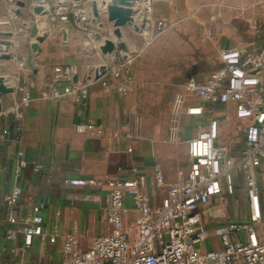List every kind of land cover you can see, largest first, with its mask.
I'll use <instances>...</instances> for the list:
<instances>
[{
    "label": "crops",
    "instance_id": "1",
    "mask_svg": "<svg viewBox=\"0 0 264 264\" xmlns=\"http://www.w3.org/2000/svg\"><path fill=\"white\" fill-rule=\"evenodd\" d=\"M9 1L0 0V32L7 31L5 33L10 34L6 38L10 45L3 46L5 49L0 46V53L11 54L10 60H0V76L5 77L6 86L14 88L13 93L3 95L0 99L3 107L0 114V264L15 263L16 256L5 253L4 249L17 246L21 242V237L13 241L6 239V231L10 227L9 219L14 217L20 220L30 215L32 207L38 203L43 202L47 205L44 215L48 228L55 223L56 212L58 210L61 212L62 234L70 231L74 220L82 228H88L93 235L106 232L105 210L101 201L96 199L101 192L92 187L66 186L63 184L66 178L108 180L128 177L129 170L137 167L148 178L153 196L159 200L163 192L154 181L156 172L159 171L162 177L165 172L166 176L164 167L173 162L171 158L165 157L168 154L161 151L179 142L184 143L186 147L187 140L197 134L194 130L187 131L188 124L184 125V120L181 118L178 141L168 145L162 144V125L166 123L167 113L179 111L183 103L190 105L197 100L194 104L203 107L201 118L205 113L213 112V116L202 119L199 123L194 122L195 127L197 124L206 125L210 118L219 119L221 125L222 119L216 116L219 108L226 111V119L236 120L243 123V127L245 126V121L236 119L233 105L203 104L197 96L186 92L185 84L174 87L167 78L164 83L167 87L165 103L162 107L165 111L162 112L161 109L159 112L160 116L162 115V122L160 121L158 127H144V118L151 116L150 108L148 115L147 104L155 105L162 100V94L158 97L155 95L156 85L140 79L136 75L135 67L133 73L136 82L144 84V88L147 85V90L143 93L141 91L144 88H139L136 84L126 95H119L111 87L108 74L95 79V70L101 65V61L97 60V57H100L99 52L98 55H93V52L103 48L108 39L116 41L111 35L114 27L106 17L107 7L103 5V2L108 3L109 0H100L99 16L95 24L92 23V9L88 5L90 0L82 4H76L72 0H46V4H43L48 7L50 14L45 16L34 13L33 7L37 4V0H15L14 2L24 3L19 15L15 13L19 7ZM112 1L116 2V0ZM145 1L134 0V4L129 6V9L134 15L137 13L140 15ZM160 3H162L160 6L165 4L166 9L170 8L169 12L172 11L170 19L166 20L168 28L162 33L160 42L168 39L169 42L174 43L173 59L177 61L191 59L194 49L198 46L200 25L203 26L206 22L196 17V10L184 14L187 9L183 5L180 6L176 0H161ZM157 4L154 3L153 14ZM10 11L14 12L13 16ZM73 11H77L80 17L83 15L87 17L82 26L74 21ZM252 14L257 16L253 19H258L264 27V8H255ZM62 16H68L70 20H62ZM224 17L226 19H223L221 25L216 24L214 31L216 39L210 42L217 60L224 49L260 42L261 38L257 37L250 28L253 19L248 26L244 22L243 27H239L237 32L233 29L237 20H231L232 17L227 13ZM18 22L28 23L31 34L30 32L25 34L21 28H18ZM178 25V29L172 30ZM85 26L88 29L83 28ZM130 26L131 24L121 29L125 44L130 42L133 36ZM44 29L47 30L48 35L39 45L40 51L35 53L31 45ZM240 30L244 31L245 35L241 34ZM63 33H66V40L63 39ZM85 41H91L95 45L87 48ZM183 43L188 44L192 49L191 55L183 56L184 54L179 53L181 49L177 50V44L182 46ZM220 66L221 60L219 65L212 69L205 72L197 71L195 80L204 82L209 74ZM56 68H61L64 72L74 70V77L78 78L76 84L88 85L87 96L83 97L80 92L64 94L66 87L76 84L65 79L64 74L55 72ZM20 88L34 99L27 106L22 107L20 114L16 116L10 112V109L20 102L24 94ZM54 89L62 95L53 97ZM183 89L186 96L181 94ZM42 93L47 95L42 97ZM147 124L151 125V121ZM232 124L230 129L234 132L235 123ZM79 125L84 127L83 132L77 131ZM135 128H138L139 138H128L126 135L133 133ZM98 130L102 131V135L94 136ZM222 143L228 147L233 156H238L245 146L244 136L238 150L230 143ZM19 152H23V158L29 162V166L21 170L18 167ZM33 162L42 165L41 172H34L31 165ZM186 169L181 168L176 172L174 170L175 174L172 172L167 178L163 177L167 180L164 183L175 182L178 172ZM235 180L237 189L234 196L223 193L211 199L199 210L208 231L207 238L200 247L202 251L221 248L215 233L218 226L230 221L246 222L248 219L247 197L241 171L235 172ZM14 186L22 189V195L19 203L10 207L5 203L4 197ZM156 190L159 191V196H156L154 192ZM224 196L229 200H223ZM210 240H213L214 244L208 247L207 241ZM59 246L60 244L54 246L46 240L35 239L31 250L24 258L25 264H59Z\"/></svg>",
    "mask_w": 264,
    "mask_h": 264
},
{
    "label": "built area",
    "instance_id": "2",
    "mask_svg": "<svg viewBox=\"0 0 264 264\" xmlns=\"http://www.w3.org/2000/svg\"><path fill=\"white\" fill-rule=\"evenodd\" d=\"M156 1L161 0H146L140 12L144 15L142 25L146 30L151 27ZM68 18L61 17L64 21ZM86 20L83 15L77 24L82 26ZM167 28L165 20L156 22V30L160 34ZM250 28L261 38L260 42L222 50L221 66L213 70L204 82L196 81V74L185 82L186 92L197 96L203 104L233 105L236 119L246 121L245 146L240 154H230L228 147L221 142L220 120L210 118L206 125L198 126L196 136L187 140L189 165L186 170L178 172L176 181L165 184L161 173L156 172V185L163 192L159 200L153 196L148 178L137 167L129 170L128 177L108 180L66 178L63 180L66 186L92 187L101 192L96 199L101 201L105 210L106 232L93 235L74 220L70 231L62 234L61 212H56L55 223L48 228L44 215L47 205L38 203L32 207L30 215L20 220L9 219L6 239L13 241L21 237L19 245L4 249L5 253L16 256L14 264H25L24 258L35 239L46 240L54 246L60 244L59 264H264L259 183L260 179L264 183V27L255 18ZM112 55L113 63L106 65L105 75L110 76L111 87L119 95H126L138 84L133 73L135 57L122 50ZM55 72L64 74L70 82L75 75L74 70L64 72L61 68H56ZM138 86L144 88L142 83ZM87 88V84L72 85L64 89V94L80 92L86 97ZM20 91L24 92V89L20 88ZM46 95L42 93V97ZM60 95L56 89L53 90V97ZM32 99L29 93L24 92L10 112L18 116L20 109ZM190 113L201 116L203 107L195 106ZM182 114L174 113L169 118L168 143L178 141ZM77 131L83 132L84 127L79 125ZM101 135V130L94 133V136ZM126 136L139 138L138 128ZM18 155L19 169L27 168L29 162L23 158V152ZM31 165L34 172L42 171L41 164L33 162ZM236 171L242 172L248 219L218 226L215 233L221 248L202 251L200 247L208 231L199 210L223 193L235 195ZM21 195L22 189L14 186L4 201L13 207L19 203Z\"/></svg>",
    "mask_w": 264,
    "mask_h": 264
},
{
    "label": "rangeland",
    "instance_id": "3",
    "mask_svg": "<svg viewBox=\"0 0 264 264\" xmlns=\"http://www.w3.org/2000/svg\"><path fill=\"white\" fill-rule=\"evenodd\" d=\"M43 1H44L43 3L46 4L45 2L46 0H43ZM95 1L98 3V5L101 2L100 0H95ZM160 2L161 1L155 2L158 4L155 7L156 10L154 14L152 13L151 22H150L151 27H149V29L147 30L144 29L143 27L141 29V24H142L144 15L142 13L140 15L138 13L136 15H134V13L132 14L131 19L134 23H133V26L131 25L129 27L133 32L132 33L133 36L130 42L125 44L122 39L123 37L116 38V36H114L113 32L111 31L112 37L116 39L115 41L116 45L120 43L125 45L124 46L125 49H120V50L125 51V52H130L135 57L133 67H135L136 75L140 79L156 85L155 95L157 97L160 94L163 95L160 103H156L155 105L153 104L151 106H150V103L147 104L148 105L147 107L148 115H149V108H150L151 116H149L150 118H147L148 116L144 118V127L146 126V128L147 126L148 127H151V126L158 127V125H160V121L162 122L161 120L162 115L160 116L159 112L165 103V94H166L165 90L167 89V87H165L164 83L166 82L167 78L170 79V83L174 87H177V86L180 87V85L185 84V80L193 72H197V71L205 72L208 69H212L219 65L220 58L219 60L215 58L210 42L211 40L216 39L215 32H214L216 29L215 27H216V24L221 25L223 19H226L224 15H226L227 13L232 17L231 20H234V19L237 20V21L235 20L236 25L233 26V29L237 31L241 27H243L244 22L248 26L251 19H253L254 17H257L256 15L252 14V11L255 8H264V0H176V2L180 6L183 5L187 9V11H184V14L192 13L194 10H196L197 12L196 17L201 18L204 22H206L203 26L200 25V32L198 36V39H199L198 46L194 49L193 56L191 57V59H183V60L177 61L173 59L174 43L169 42L168 39L166 41L160 42L162 34L160 35V33L156 30V22L160 20H165V21L167 19L169 20L170 15L172 13L171 10L169 12L170 8L168 10L166 9L165 4L160 6V4L163 3V2L162 3ZM12 3L14 4L15 2L12 1ZM90 3H91V6H90ZM90 3L88 5L91 8L92 7L91 0H90ZM252 5L254 6L252 7ZM190 9H193V10H190ZM10 12H11V15L13 16L14 12L13 11H10ZM77 13H78L77 11H73L74 15L72 16L76 23L80 22V19H81V17L78 16ZM145 17H150V16H145ZM68 19L70 20V17ZM17 27L21 28L25 34H27V32H30L29 30L30 25L28 23L20 24V22H18ZM178 28H179V25L174 27L172 30H175ZM240 31H241V34L245 35L244 31L242 30ZM29 34H31V32ZM142 34L144 38L143 36H141ZM85 43H87L86 44L87 48H90L89 44H91V46L95 45L91 41L90 42L85 41ZM178 48L181 49L180 50L181 52L178 50ZM177 50L179 51V53L184 54L183 56L192 54V49L189 48L188 44H185V43H183L182 46H180V44H177ZM98 52H99L100 57H97V56L96 57L98 58L97 60L101 61L100 62L101 65L105 64L108 66L109 64L113 63L112 59L114 55H111V56L105 55L103 53L102 48L94 51L93 55L94 54L98 55ZM19 64H20L19 66L23 68V66H21V63ZM146 90H147V85L141 91V93L145 92ZM181 94L182 96H186L185 90L182 91ZM196 101H193V102L196 103ZM194 103H190V105L183 103L180 106L179 111L176 110V112L173 111V112L167 113L166 123L162 125L163 127V130H162L163 132H161V134H163L162 144L164 145L169 144L167 142V135H166L167 128L166 127L168 125L169 118L172 114L183 113L181 118L182 120H184L183 121L184 125L188 124L187 131L188 129L190 131L194 130V133L197 132V129L199 126V124H197V126L195 127L196 124H193L194 122L197 121L199 123V121H201L202 119H205V118H208L214 115L212 111L205 113L203 118H201L202 116L192 115L190 111L192 110L193 107L196 106ZM164 111L165 110L163 108L162 112ZM218 111L219 112L216 114V116L222 119L221 120V126H222L221 142L230 143L232 147H236L235 149L237 150L240 149V146L243 142V136H244V133H243L244 127L242 126L243 123H239L236 120L231 121V119H226L225 118L226 111L223 108H219ZM141 114L143 115L142 111H141ZM150 121H151V125L147 124V122H150ZM136 122L139 123V121H136ZM232 123H235L234 132H232L230 129L233 125ZM167 150L163 149V151L161 152L164 154H168L167 156L165 155V157L171 158L173 162L171 164L168 163L166 167H164L166 171V176H165V172L163 174L164 178H167L172 172L175 174L176 170L178 169L187 168L189 161H190V158L188 156L187 149L184 143L179 142V144L177 145H172L171 147H168ZM163 177L162 179L163 181H165L166 179L164 180ZM154 181L156 182V177ZM259 183H260V202H261V207H262V212H263L262 228L264 229V183H263V180L260 179ZM154 192L156 196H159L158 190ZM223 198H224L223 200L225 201L229 200V198H227L226 196H224ZM212 244H214L213 240L207 241L208 247H211Z\"/></svg>",
    "mask_w": 264,
    "mask_h": 264
},
{
    "label": "water",
    "instance_id": "4",
    "mask_svg": "<svg viewBox=\"0 0 264 264\" xmlns=\"http://www.w3.org/2000/svg\"><path fill=\"white\" fill-rule=\"evenodd\" d=\"M72 1L76 4H82V3H85L87 0H72ZM133 2H134L133 0H116V2L109 0L108 3L103 2V5L107 7V12H106L107 20L113 25L114 27L113 35L116 36V38L122 37L121 29L123 27L128 26L129 24L133 26L134 22L131 19L133 12L132 10L129 9V6H131ZM36 3L37 4H35V6L33 7V11L35 14L41 15V16L50 14L48 7H46L45 4H43V0H37ZM16 5L19 8L15 11V13L19 15L21 14L20 8L24 7V3L16 2ZM98 8H99L98 3L95 0H93L92 7H91L93 24H95L96 18L99 16ZM47 35H48V32L47 30L44 29L42 30L41 34H39L35 38V41L31 45L33 52L37 53L40 51L39 45L44 41ZM9 36L10 34L8 33L0 32V46L8 47L10 45L9 40L6 39ZM66 38H67L66 33H63V39L66 40ZM124 46L125 45L122 43L116 45V43L113 40L108 39L105 42L102 50L105 55L109 56V55H112L117 50L125 49ZM10 59H11L10 53H6V52L0 53V60L8 61ZM106 73H107V66L105 64L100 65L99 68L95 70V79H99L101 76H104ZM195 74L196 72H193L192 74H190L185 80V82L191 79L192 77H194ZM72 81L76 84L78 82V78L73 77ZM4 82H5V77L0 76V99L3 95L11 94L14 92V88L11 86H6ZM2 111H3V107L0 102V114L2 113Z\"/></svg>",
    "mask_w": 264,
    "mask_h": 264
},
{
    "label": "bare ground",
    "instance_id": "5",
    "mask_svg": "<svg viewBox=\"0 0 264 264\" xmlns=\"http://www.w3.org/2000/svg\"><path fill=\"white\" fill-rule=\"evenodd\" d=\"M140 30H141V29H140ZM140 30H139V31H140ZM146 32H147V31H146ZM140 33H142V32H140ZM89 46H91V44H89ZM2 47H3V46H2ZM3 48H4V47H3ZM4 49H5V48H4ZM97 67H98V66H97ZM97 67H96V68H97Z\"/></svg>",
    "mask_w": 264,
    "mask_h": 264
}]
</instances>
